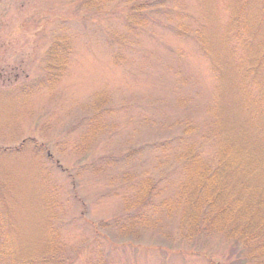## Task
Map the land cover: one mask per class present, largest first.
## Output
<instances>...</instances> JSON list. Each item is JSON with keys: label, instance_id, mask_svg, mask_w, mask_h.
Returning a JSON list of instances; mask_svg holds the SVG:
<instances>
[{"label": "rangeland", "instance_id": "1", "mask_svg": "<svg viewBox=\"0 0 264 264\" xmlns=\"http://www.w3.org/2000/svg\"><path fill=\"white\" fill-rule=\"evenodd\" d=\"M232 19L264 79V0H0V264H227L230 243L183 242L168 205L185 151L215 160L205 128L218 123L247 164L230 182L262 192L264 165L249 160L255 139L264 156V102L240 87ZM52 46L66 48L54 81ZM143 180L155 188L137 217ZM134 218L142 225L121 238Z\"/></svg>", "mask_w": 264, "mask_h": 264}, {"label": "trees", "instance_id": "2", "mask_svg": "<svg viewBox=\"0 0 264 264\" xmlns=\"http://www.w3.org/2000/svg\"><path fill=\"white\" fill-rule=\"evenodd\" d=\"M230 22L227 25L233 27L229 31L236 32L237 28L240 32L236 34L243 36V39L239 37L241 39L239 49L243 50L240 55L245 53L242 59L243 69L240 66L238 69L241 70L236 72L240 79V87L253 104L262 103L264 102V79H259L256 71L247 61L252 50V40L249 43V38H247L248 28L242 23L234 22L233 19ZM201 42L202 39L199 40V43ZM65 49V47L61 50V48L58 49V46H52L48 50L46 68L52 75V81L55 80V75L62 70ZM263 55L264 50L257 57ZM213 64L214 69H219L215 60H213ZM260 124L261 116L253 114L251 116L252 129H258ZM219 126L220 123L214 126L207 125L205 128V131L210 132L211 137L216 141L215 160L200 159L199 154L194 153L193 148L188 149L180 156L179 161L189 164L185 169V179L180 184L175 199L170 206L168 205V211H178V234L183 242L195 245L199 244L201 239L219 235L233 247L227 256V264H264V186L261 185L262 192H258L248 188L247 183L240 185L243 182L238 183V180H235L233 184L230 182L231 172L238 176L240 169L246 168L247 164L241 166L243 164L242 154L228 140L229 136L235 134V130L224 135V125L222 129ZM192 131L194 129L190 130L191 133ZM206 132L205 135H207ZM252 145L253 159L249 160L250 164L253 161H260L264 165V156L260 154L261 149L258 148L261 142L255 139ZM211 162H215L216 166L212 167ZM251 167L253 166L251 165ZM250 177L252 176L246 178ZM141 183H143L140 187L141 193L132 197L130 201L132 203L129 206L136 211L137 217H141L145 213L146 210L144 213L139 212L151 202L152 192L155 188V184L149 180H143ZM52 208L50 207V222L54 217ZM101 224L100 230L108 228L103 223ZM139 225H142V221L140 222L139 219L129 222V227L125 224L118 230L120 237H131L129 234ZM94 227L97 229L98 225H94ZM54 240H56L55 234ZM119 244L130 247L122 240L119 241ZM61 248L58 243L48 244L46 247L50 254L48 258L56 260L58 257L54 258V255L57 251L61 252ZM205 258L208 260L207 257ZM39 260L41 261V259ZM209 264L222 263L213 262L209 258Z\"/></svg>", "mask_w": 264, "mask_h": 264}]
</instances>
